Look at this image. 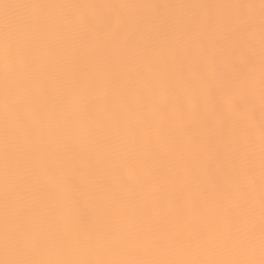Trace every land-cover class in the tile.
Segmentation results:
<instances>
[{"label": "bare ground", "instance_id": "bare-ground-1", "mask_svg": "<svg viewBox=\"0 0 264 264\" xmlns=\"http://www.w3.org/2000/svg\"><path fill=\"white\" fill-rule=\"evenodd\" d=\"M260 39L261 0H0V261L260 264ZM237 41L254 110L221 116Z\"/></svg>", "mask_w": 264, "mask_h": 264}, {"label": "snow or ice", "instance_id": "snow-or-ice-1", "mask_svg": "<svg viewBox=\"0 0 264 264\" xmlns=\"http://www.w3.org/2000/svg\"><path fill=\"white\" fill-rule=\"evenodd\" d=\"M7 7V6H6ZM100 7H103L102 5ZM236 33H233L235 38ZM247 45L243 42L237 41L234 46L229 50V54L233 57H239L236 59L230 67V71L224 73L222 69L218 68V75L220 78L219 87H210L209 95L211 100L216 106V111L219 115L224 116L223 112V97L225 95L231 96V110L233 113L245 112L251 115L254 110L252 93L249 88L250 72L255 65V55L252 52H244ZM3 51L6 60L10 59L14 53V42L8 32L4 35ZM260 98H261V249L264 252V0H261V39H260ZM12 92L7 89L5 92V106L6 108L11 103ZM32 102L30 93H25L22 102L16 103L14 106V112L17 118V122L21 127L27 128L28 121L25 118V105ZM226 118V117H225ZM67 165H71L72 161H66ZM249 172H251V159L249 158ZM11 163L9 161L7 152L5 156V176L6 179L10 175ZM76 171V170H74ZM240 168L238 163H234L232 175L239 174ZM76 176L73 175L68 178V182L74 183ZM5 249H12L18 255L23 254L25 251V242L23 239L17 237L10 232L7 227L4 236ZM0 264H71V262L65 261H38L31 259H12L0 261ZM86 264V262H82ZM95 264H175V262H160V261H97ZM187 264H200V262H187ZM209 264H254L253 261H229V262H209ZM260 264H264V259L260 261Z\"/></svg>", "mask_w": 264, "mask_h": 264}]
</instances>
